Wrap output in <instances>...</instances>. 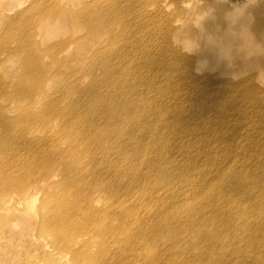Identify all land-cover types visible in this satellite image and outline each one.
<instances>
[{"label":"bare ground","instance_id":"6f19581e","mask_svg":"<svg viewBox=\"0 0 264 264\" xmlns=\"http://www.w3.org/2000/svg\"><path fill=\"white\" fill-rule=\"evenodd\" d=\"M219 1L216 21L152 30L163 45L144 52L157 8L0 3V264H264V103L250 79L194 74L258 55L264 4Z\"/></svg>","mask_w":264,"mask_h":264},{"label":"rangeland","instance_id":"374dc122","mask_svg":"<svg viewBox=\"0 0 264 264\" xmlns=\"http://www.w3.org/2000/svg\"><path fill=\"white\" fill-rule=\"evenodd\" d=\"M2 1L3 0H0V3ZM25 1L26 0H24V2ZM124 1L126 5V0ZM129 1L131 2V0ZM133 1H135L136 4H139L138 7L142 5L141 9L139 8L135 9L133 13L134 14L133 18L135 17L136 14H138V17H140L141 19H143V17H147L148 15L151 16L150 14H148L149 12L145 11V7H148L150 11H152L154 8H157L159 10L156 16L150 19L146 25H140L141 28L140 30L138 29L137 44L141 49V51L139 52H144L145 49L148 47L154 49L159 45L161 46L163 45V40L161 38L160 39L150 38L149 36L150 31L157 30V35H159L160 34L159 30L161 31V29H164L165 27V32H167L171 23L172 27L176 29L180 28L181 30H185L189 35H191L194 31L199 30L200 24H205V26H207L209 25V22L211 23L216 21L219 16L218 9H224L228 7L226 5L227 3L226 4L221 3L219 0H132V3ZM183 1H185V4H182ZM221 1L224 2V0ZM236 2H237V6L246 4L245 13L243 15H239L240 17H246V16L256 17L254 13L255 9L261 7L260 6L261 4H264V0H236ZM25 5L26 3H22L19 7H24ZM260 16L264 17V13L261 14ZM195 17L197 19V23H195L196 21ZM249 22H250V26H252L254 23L253 20H250ZM84 32L80 33L79 35L76 34L75 36L78 37L83 34L85 36L86 34ZM116 32L119 34L120 30L118 29ZM164 38L165 37H163V39ZM196 42L198 43V41ZM169 44L170 43H167L166 45ZM47 45L48 43L43 44L44 47H46ZM178 45H179L178 47L181 49L182 55L194 57V55L196 54V51L190 50L187 45L183 43H180ZM78 47L79 45L76 44L71 45L70 53L75 52L76 55L81 56L83 52H81L80 54ZM249 49H254V50L259 49V54L256 56L252 54L250 58H246L243 55L234 54L233 56L231 55V63L233 64L232 67H229L226 70H224L222 67H217V68L215 67L214 69L198 68L197 69L198 71H194V74L198 77L203 75H209L215 77V80L217 82L228 80L232 83H239L246 79H250L249 82L245 83L247 89V95L255 96L256 94L257 99L258 100L260 99V101L264 103V79L258 77V74L260 73L261 76L264 75V40L260 38L259 42L256 45L252 44L249 47ZM201 50L202 49H199L198 51ZM157 52L155 59L160 60L161 56L157 55L158 54ZM166 68H168V64H161L155 67L157 73L163 75V77H166L167 74ZM259 70H263V71L260 72ZM17 75L18 73H15V76ZM251 78L253 81L251 80ZM251 84L253 85V87L255 86L254 89L247 88ZM4 220H7V218L4 217ZM229 233L227 234V236H229ZM0 234H3V236L7 238L11 237L9 229L6 227L3 229L1 222H0ZM16 238H19V235H16ZM216 238L217 237L215 235H212L207 240H201L200 244L202 243L211 244ZM239 242L240 239L234 241V246H235L234 248L237 249L236 246L237 243ZM262 242L264 243V240L261 238H256L255 240L251 241L252 244L261 245V246L263 244ZM2 245H5V254L8 253L9 252L8 249L10 247L9 243L2 242ZM15 249L19 250L20 248L16 247ZM213 251H210L209 255H212ZM231 251L234 254L235 249H232ZM240 251L246 252V248Z\"/></svg>","mask_w":264,"mask_h":264}]
</instances>
